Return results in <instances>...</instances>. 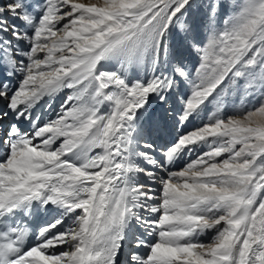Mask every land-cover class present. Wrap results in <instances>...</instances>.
Here are the masks:
<instances>
[{
  "label": "snow or ice",
  "instance_id": "snow-or-ice-1",
  "mask_svg": "<svg viewBox=\"0 0 264 264\" xmlns=\"http://www.w3.org/2000/svg\"><path fill=\"white\" fill-rule=\"evenodd\" d=\"M0 264H264V0H0Z\"/></svg>",
  "mask_w": 264,
  "mask_h": 264
},
{
  "label": "rangeland",
  "instance_id": "rangeland-1",
  "mask_svg": "<svg viewBox=\"0 0 264 264\" xmlns=\"http://www.w3.org/2000/svg\"><path fill=\"white\" fill-rule=\"evenodd\" d=\"M199 123H200L199 121H196L194 124L188 125L185 130L190 131L193 127H195ZM203 150H206V149H198V152L203 151ZM196 155H197V152H194L191 155H186L181 161H179L177 163V165L175 167L177 169L183 168L185 166V164L188 163L190 160H194L196 158ZM203 239L207 240L208 237H204Z\"/></svg>",
  "mask_w": 264,
  "mask_h": 264
}]
</instances>
